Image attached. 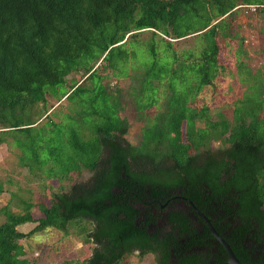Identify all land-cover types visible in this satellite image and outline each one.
<instances>
[{
  "label": "trees",
  "instance_id": "1",
  "mask_svg": "<svg viewBox=\"0 0 264 264\" xmlns=\"http://www.w3.org/2000/svg\"><path fill=\"white\" fill-rule=\"evenodd\" d=\"M239 5L259 6L264 15V0H0V144L7 143L3 134L12 136L20 165L44 180L92 173L51 194L48 205L40 203L37 218L33 203L0 182L6 196L0 264H32L20 240L49 227L66 232L74 221L92 225L82 232L93 249L73 264H120L135 249L153 255L156 264H228L203 217L242 264L261 263L251 257L263 252L258 241L264 243V73L251 76L255 84L230 108L231 120L222 112L212 120L204 104L198 110L204 126L196 128L190 105L225 72L218 42L238 37L225 19ZM190 37L197 50L175 47ZM105 70L115 78L133 73L130 94L141 119L163 97L164 110L146 121L139 145L125 139L119 94L101 83ZM71 74L80 80L67 86ZM56 93L71 102L69 112L54 122L52 108L35 120L33 111ZM43 120L49 126L36 132ZM23 137L31 151L27 163ZM213 142L221 146L212 149ZM176 175L177 185L193 200L198 196L202 215L200 227L187 219L178 223L191 243L181 256L156 242L161 235H148V220L135 224L147 186H168ZM25 223L34 227L20 233Z\"/></svg>",
  "mask_w": 264,
  "mask_h": 264
},
{
  "label": "rangeland",
  "instance_id": "2",
  "mask_svg": "<svg viewBox=\"0 0 264 264\" xmlns=\"http://www.w3.org/2000/svg\"><path fill=\"white\" fill-rule=\"evenodd\" d=\"M260 10V7L256 8L255 11H251L246 7H239L233 15L225 19L238 37L231 36L218 42L220 48L219 62L225 67V72L215 80L213 86L205 87L195 98L194 102L190 103L191 108L194 109L193 121L196 128L204 126V118L198 113L199 108L204 104L211 110L210 117L212 120L217 119L216 115L218 112H222L225 118L231 120L230 108L235 106L244 93L251 90L249 86L255 84L251 76L255 73L260 75L264 73V15ZM147 35V32L141 33L142 38H146ZM173 43L178 49L194 48V50H197L194 37ZM101 75H103L101 83L106 86L107 90L110 93L119 94L122 104L120 116L128 123L125 139L131 145H139L142 140L141 128L145 126L147 120H152L153 117H156L164 110L163 97L159 95V101L154 107L143 110L141 115H144L145 119H141L130 94L133 82L129 77L133 73H129V76L125 78H115L109 70H105L101 72ZM67 79V86L74 83L78 84L80 75L71 74ZM159 91L161 92V88H159ZM62 95V93L47 95L46 103L38 105L37 108L35 107L36 110L33 111L34 119L41 120L43 118L42 114L44 115L45 112L48 114L52 108H55L52 114L55 113L54 115L51 114L50 118L54 122L60 121L62 114L68 113L69 108H71V102L63 99ZM46 125L49 126L47 121H40L36 132H41ZM185 131L186 124L184 122L182 125L183 141H186L184 137ZM3 135L7 143L0 144V182L4 188L16 191L18 198L34 204L31 208V213L35 218L40 216V203L48 205L51 194L67 192L72 184L85 182L91 177L92 173L90 171L82 169L69 172L60 181H57L55 177L44 180L43 177L38 175V178L32 175L27 167L20 165L19 156L21 150L18 146V148L14 146V144L17 145V142L14 141L12 144V136ZM43 140L42 155L45 156L47 143L45 138ZM20 143L25 145L22 149L24 154H26L25 163H27L28 157L31 156V151L27 148L29 142L23 137L20 139ZM211 145L212 149L221 146L217 142H213ZM55 173H57L56 170L53 171V174ZM7 182H10L11 185L7 184ZM5 199V196H0V205L6 202ZM4 221V216L0 215V224ZM33 227L34 224L25 223L19 225L17 230L20 233H29ZM84 228L85 231H90L92 225L85 221L81 224L74 221L67 226L66 232L49 227L34 233L30 237L23 238L20 243L24 247L25 257L32 264H73L74 262L86 260L91 255L93 248L90 241H86L84 238L85 234L82 232ZM120 264L156 263L150 254L139 256L133 253L124 257Z\"/></svg>",
  "mask_w": 264,
  "mask_h": 264
},
{
  "label": "flooded vegetation",
  "instance_id": "3",
  "mask_svg": "<svg viewBox=\"0 0 264 264\" xmlns=\"http://www.w3.org/2000/svg\"><path fill=\"white\" fill-rule=\"evenodd\" d=\"M133 171L138 172V170ZM178 181L179 176L176 175L175 181L168 186L160 184L147 186L145 191L148 195V198L145 200L147 204L142 207L145 208L146 211H144L141 208V204L138 203L141 213L140 216L135 219V224L138 226L148 220L146 232H148V235H161L159 238L154 236L155 240L159 244H162V246L169 243L168 247L171 246V256H173L174 253L178 254V256L184 255L186 249L191 246V243L186 245L185 237H181L179 234L180 230L177 227L178 223L187 219L189 224L194 223L197 227H200L201 222L199 217L202 216L197 206L198 196L195 194V200H193L191 198L192 196H190L185 189L177 185ZM203 219L208 227L211 226L207 218L203 217ZM140 227L142 228V225H140ZM260 240L258 241V246L263 252L257 251L255 254H252L251 258L255 259V261H261L259 264H264V243H261ZM196 242L195 239L194 244ZM197 249L198 247H192L190 252H194ZM133 253L138 254V250H133Z\"/></svg>",
  "mask_w": 264,
  "mask_h": 264
},
{
  "label": "water",
  "instance_id": "4",
  "mask_svg": "<svg viewBox=\"0 0 264 264\" xmlns=\"http://www.w3.org/2000/svg\"><path fill=\"white\" fill-rule=\"evenodd\" d=\"M208 223V222H207ZM210 227V231L212 232L213 236L218 240V242L223 246L226 254H227V263L228 264H242L237 257L235 256V254L233 253V251L231 250V248L228 246L227 243H225V241L223 239H221L218 234L214 231V229Z\"/></svg>",
  "mask_w": 264,
  "mask_h": 264
},
{
  "label": "built area",
  "instance_id": "5",
  "mask_svg": "<svg viewBox=\"0 0 264 264\" xmlns=\"http://www.w3.org/2000/svg\"><path fill=\"white\" fill-rule=\"evenodd\" d=\"M239 7H246L247 9H249L251 11H255L256 8H258L259 6H256V5H242V6H238L237 8H239Z\"/></svg>",
  "mask_w": 264,
  "mask_h": 264
},
{
  "label": "crops",
  "instance_id": "6",
  "mask_svg": "<svg viewBox=\"0 0 264 264\" xmlns=\"http://www.w3.org/2000/svg\"><path fill=\"white\" fill-rule=\"evenodd\" d=\"M1 196H5V194H2ZM5 198H6V196H5ZM6 200V199H5ZM5 204V203H4ZM4 204H2V205H4Z\"/></svg>",
  "mask_w": 264,
  "mask_h": 264
}]
</instances>
